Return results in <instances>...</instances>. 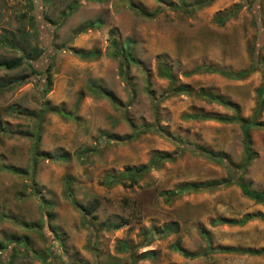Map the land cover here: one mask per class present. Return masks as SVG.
<instances>
[{
  "label": "rangeland",
  "instance_id": "374dc122",
  "mask_svg": "<svg viewBox=\"0 0 264 264\" xmlns=\"http://www.w3.org/2000/svg\"><path fill=\"white\" fill-rule=\"evenodd\" d=\"M132 1L148 12L163 11L149 19L129 0H0V62L26 56L15 70L0 68V264H264V254L219 251H264V205L243 197L236 183L208 188L235 182L241 170L231 175L197 151L242 167L241 124L186 118L264 123V107L257 112V92L264 87V0H216L198 11L194 6L207 0ZM219 19L227 20L220 25ZM97 21L99 27L89 29ZM126 41L144 70L111 57ZM79 50L100 55L83 60L74 53ZM31 51L42 54L35 58ZM50 63L52 86L46 89L43 73ZM161 64L178 86L192 88L191 96L162 99L169 83L158 75ZM200 66L254 71L243 80L185 76ZM94 85L110 91L114 103L89 93ZM199 91L220 96L237 111L194 96ZM47 102L64 116L41 117ZM127 119L152 129L134 134ZM37 126L45 157L34 164ZM250 137L254 158L243 181L264 191V129L252 128ZM167 154L170 161L130 185L128 170ZM112 179L120 181L112 185ZM186 185L199 189L172 202L162 195ZM69 193L76 204L97 206L92 219ZM246 216L253 219L243 226L215 223ZM122 244L132 249L123 251Z\"/></svg>",
  "mask_w": 264,
  "mask_h": 264
},
{
  "label": "trees",
  "instance_id": "16d2710c",
  "mask_svg": "<svg viewBox=\"0 0 264 264\" xmlns=\"http://www.w3.org/2000/svg\"><path fill=\"white\" fill-rule=\"evenodd\" d=\"M95 1L103 2L104 0H95ZM154 1H156L159 5H164L165 4V2H163V0H154ZM214 1H216V0H207V1L201 2L199 4H196V6H194L193 10L194 11H198V10H200V9L206 7V6L211 5ZM129 6L135 12H137L140 16H142L144 18H149V19L155 18L158 15L159 12L163 11V8H161V6H159V9H158L159 12L158 11L148 12L146 9H144L142 6L136 4L132 0H129ZM168 7L172 8V9H175L177 11L180 10L179 7L174 6L172 4H169ZM189 9H191V8H189ZM239 9L240 8H238L237 10H239ZM183 11L186 12L187 9H184ZM236 14H237V11L235 13H233L230 17L234 18V17H236ZM226 20L227 19H219L218 22H219L220 25H223L226 22ZM100 24H101L100 21L92 22V23L88 24V27H89V29H95V28L99 27ZM131 46H132V44H131L130 41H126L120 47L114 46L115 50L112 53H110L111 57L113 59L121 58V60L124 63H126L128 66L129 65H134L137 68H139L141 70H144L141 62L137 58L131 56V53H130ZM31 52H33V54L34 53L36 54L37 57H35V58H38L42 54V52H40V51H38V52L31 51ZM99 52H100L99 50H91V51H88V52L80 51V50L79 51H74V53L77 56H79V58H81L83 60H95L100 55ZM25 58H26V56L22 57V58H20L18 60H14V61H8V62H4L3 61V62H0V68H5L7 70H15V69L19 68L21 65H23ZM30 59H32V57ZM29 67H32V66L29 65ZM51 67H52V64L50 63L49 66L47 67V69L43 73V75H45V80H46V89H49L52 86V84H51L52 83V79H51V74H50ZM31 71L32 72L34 71L33 68H31ZM253 71H254V67L253 66L249 70L240 71V72H237V73L230 72V71L219 70V69H216V68L211 67V66H200V67H196L193 70L185 73V76L186 77H191V76H194V75H203L204 76V74H209V75L219 74V75H222L224 77L230 78L232 80H243V79H246L248 76H250L253 73ZM37 73L41 74L39 72H37ZM158 75L162 79L167 80L168 83H169V87H168L167 91L165 92L166 94L163 96L162 99H168V98H171V97H174V96H178V95H188V96L192 95V88L191 87H189V86H178V82H177L176 77L173 75L171 70L166 65H164V64L160 65V67L158 69ZM28 77L29 76H26L24 78L22 77L21 80L20 79L19 80L23 81L24 79H26ZM124 79L125 80L127 79L126 76H124ZM2 87L4 88V85H1V83H0V89ZM89 93L94 94V95H99L100 97L109 99L112 103H114L113 94L110 91H108L106 88L102 87V86H95V85L92 86L90 88V90H89ZM193 94H194V96L199 97L202 100H204L206 102H209L211 104H216V105L222 106V107H224L226 109H233V110L237 111L236 107L233 104H231L228 101H225L220 96H216V95L211 94V93L206 92V91H199V92H195ZM84 95H85L84 93L80 94L79 100H78L79 102L84 98ZM257 100H258L257 112H260L263 109V107H264V87H262L257 92ZM154 105L157 108L158 104L155 103ZM48 113H57V114L59 113L60 115L64 116V111L63 110L61 111L60 109L53 108L47 102L45 104V106H44L43 112L40 113L41 114L40 116L41 117H45V115L48 114ZM66 116L72 117L73 115H68L67 114ZM186 118L187 119H195V120H202V119L203 120H209V121L210 120H214V121L222 122V123H231V122L238 121L241 124L242 132H243L244 139H245V148H244L245 159H244V164H243L242 167L235 166L234 163H232L231 160H229L224 155L213 154V153L207 152L206 150H204L202 148H198L197 151H198V154L203 155V156L207 157L208 159H210L212 161H216V162H218L220 164L225 165L228 168V172L231 175L236 169H237V171L241 170V176L235 182H234V179H230L228 181H222V182H212L211 185H214V186L209 185L208 188L214 187V188L217 189V188H221L223 186H229V185H232V184L236 183L240 187L243 197H245V198H247L249 200H252V201L256 202L257 204L264 205V191L252 190L250 188L249 184L243 181V175L245 173V170L247 169V167H249L252 164L253 158H254V153H253V150L251 148L250 131H251L252 128H255V127H261L262 129H264V123L257 124V122L254 119L245 120V119L238 118V117H233V118L229 119V118H221V117L214 118V117H210V116H187ZM127 121L129 123V125L131 126V128L133 129L134 134H137V135L141 134V133H144V132H147V131L152 129L150 127L149 128H145L144 127V128L141 129V128L135 126L128 119H127ZM37 128H38L37 132H36L37 136L35 137V144L33 145L34 146V150H33V158H32L33 161L32 162L34 164H36L38 160L43 159L45 157V155L38 150V146L37 145H39V142L42 139V133H41L42 131H41V126H37ZM1 132H5V130L0 131V133ZM162 132L165 133V136L169 137L170 139L174 140L179 145H181L182 140L169 135L167 132H164V131H162ZM174 157H177V156H174ZM170 160H171V157L168 154L167 155H156V156L152 157L149 160L147 165H145V166H143L141 168H132V169L128 170V172H130L129 175L134 178V179H132L133 182H131L130 185L135 183L136 177L141 176V175L149 172L153 168H156L158 165H161L163 162L170 161ZM235 173H237V172H235ZM233 175L235 176L236 174H233ZM119 181L120 180H118V179L117 180L116 179H112V180H110V183L113 185V184L119 183ZM198 189L199 188L196 185H186V186H183L181 188L176 189V191L165 192L162 195L166 196V201L172 202L176 198H179L180 196H182L185 192H189V193L193 192V191L197 192ZM68 198L79 210H82L85 213L86 216H88V217H90L92 219V217L94 216V212L96 211L97 206L94 205V206H91V207H85V206L76 204V202L74 201V198H73L71 193L68 194ZM251 219H253V217L246 216L240 221L233 220V219H220V220H217L215 223L217 225L220 224V225H228V226H230V225L243 226L248 221H250ZM122 227H123V224H115L114 225V229H116V230H119ZM2 249H3V246H2V244H0V251ZM121 249L123 251H129V250L132 249V246H128L126 244H122L121 245ZM174 250L176 252L181 253L183 256H188L186 252H184L183 250H181L177 246L174 247ZM219 251H221L223 253H237L239 251V252H243V253L250 254V255H261V254H264L263 250L261 252H256V251H251V250H249V251H241V250H238V249H235V248H232V247L231 248H221V249H219ZM132 264H135V262H133Z\"/></svg>",
  "mask_w": 264,
  "mask_h": 264
}]
</instances>
